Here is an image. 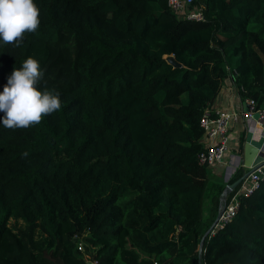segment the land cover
Listing matches in <instances>:
<instances>
[{
  "label": "trees",
  "instance_id": "16d2710c",
  "mask_svg": "<svg viewBox=\"0 0 264 264\" xmlns=\"http://www.w3.org/2000/svg\"><path fill=\"white\" fill-rule=\"evenodd\" d=\"M33 2L38 29L0 41V92L32 57L61 108L0 123V264H264V182L199 258L225 186L197 159L226 81L264 104V0H195L201 22L167 0Z\"/></svg>",
  "mask_w": 264,
  "mask_h": 264
},
{
  "label": "built area",
  "instance_id": "2783aa9c",
  "mask_svg": "<svg viewBox=\"0 0 264 264\" xmlns=\"http://www.w3.org/2000/svg\"><path fill=\"white\" fill-rule=\"evenodd\" d=\"M195 0H167L168 7L178 16L194 22L204 20V7H195ZM233 73L237 75L236 71ZM239 95L242 98L243 111H212L210 108L204 110L200 118V127L203 130L204 150L198 154V164L212 168L223 164L228 151L230 128L238 122L240 118L245 123V131L249 136V143L257 146L259 151H264V106H258L257 102L249 97H242L240 89ZM226 168L225 180L229 183L237 170H245L241 162H234ZM264 182V164L253 170L234 191L230 192L223 206L221 215L214 227L212 234L217 230L225 228L239 212L241 198H249L256 194ZM77 250L84 252L83 243H79Z\"/></svg>",
  "mask_w": 264,
  "mask_h": 264
},
{
  "label": "clouds",
  "instance_id": "9594fccd",
  "mask_svg": "<svg viewBox=\"0 0 264 264\" xmlns=\"http://www.w3.org/2000/svg\"><path fill=\"white\" fill-rule=\"evenodd\" d=\"M39 24V9L33 0H0V41L19 47L24 34L35 32ZM42 76L39 62L32 57L13 70L0 92V113L4 114L0 123L5 128L26 129L61 108L59 92L46 87L38 90Z\"/></svg>",
  "mask_w": 264,
  "mask_h": 264
},
{
  "label": "crops",
  "instance_id": "0c3cea01",
  "mask_svg": "<svg viewBox=\"0 0 264 264\" xmlns=\"http://www.w3.org/2000/svg\"><path fill=\"white\" fill-rule=\"evenodd\" d=\"M210 109L212 111H228V112H231L233 110H238V111L244 110L242 104V98L239 95L238 90L233 86L230 80L226 81L224 85L221 87L220 92L214 103L211 105ZM244 127H245V123L242 120V118H240L238 122L230 128L228 151L230 150L231 155L230 157H226L225 155L223 164H219L212 167V175L215 182L216 181L220 182V180L223 182L225 180V174H226L225 167L232 165L234 162L237 163V161L242 163L241 156H242L243 147L242 149L239 147V140L243 134H244V143L247 142V139L249 137L246 134ZM225 183L227 184L226 180ZM222 184H224V182ZM226 184L224 186H226Z\"/></svg>",
  "mask_w": 264,
  "mask_h": 264
},
{
  "label": "water",
  "instance_id": "95a60500",
  "mask_svg": "<svg viewBox=\"0 0 264 264\" xmlns=\"http://www.w3.org/2000/svg\"><path fill=\"white\" fill-rule=\"evenodd\" d=\"M165 59L174 68H182V65L180 63L176 62L173 56H168ZM241 160H242V163H243V167L244 168H248V169L243 170L241 176L236 181H234L231 184L227 183L226 186H225V189L221 193V195L219 197V205L220 206H219L216 218H215L213 224L211 225V227L204 234V237L202 238V240H201V242L199 244V248H198L199 258H201L202 246H203L204 239L210 233L213 232L214 227H215V225H216V223H217V221H218V219H219V217L221 215L223 206H224V204L226 202V199H227L229 193L234 191L236 189V187L245 178H247L248 175L253 170H255L260 165L264 164V151H259L256 145H254L253 143H249V137H248L247 142H245L244 145H243ZM87 263L90 264L89 262H87ZM199 264H201L200 260H199Z\"/></svg>",
  "mask_w": 264,
  "mask_h": 264
},
{
  "label": "rangeland",
  "instance_id": "374dc122",
  "mask_svg": "<svg viewBox=\"0 0 264 264\" xmlns=\"http://www.w3.org/2000/svg\"><path fill=\"white\" fill-rule=\"evenodd\" d=\"M230 155H231V152H230V150L227 152V154H226V157H230ZM227 165H228V163H227ZM223 180H224V178H223ZM222 182V181H221ZM224 182V185L226 184L225 183V180L223 181ZM222 182V183H223ZM207 205L208 204H206V203H204V206H203V209H202V218L203 219H207L208 218V212H209V209H208V207H207ZM210 208V207H209ZM85 257V256H84Z\"/></svg>",
  "mask_w": 264,
  "mask_h": 264
}]
</instances>
